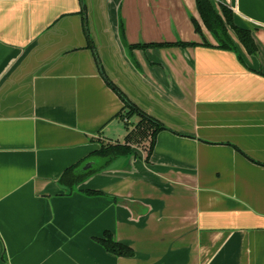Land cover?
Masks as SVG:
<instances>
[{
  "label": "crops",
  "instance_id": "obj_1",
  "mask_svg": "<svg viewBox=\"0 0 264 264\" xmlns=\"http://www.w3.org/2000/svg\"><path fill=\"white\" fill-rule=\"evenodd\" d=\"M210 1L257 55L196 0H0V264H264V0ZM109 144L134 153L60 184Z\"/></svg>",
  "mask_w": 264,
  "mask_h": 264
},
{
  "label": "trees",
  "instance_id": "obj_2",
  "mask_svg": "<svg viewBox=\"0 0 264 264\" xmlns=\"http://www.w3.org/2000/svg\"><path fill=\"white\" fill-rule=\"evenodd\" d=\"M198 10L200 13V17L206 29L214 35V37L218 41V45L216 46L222 50H228L232 52H236V46L233 42L229 32L232 30L235 35L237 36L241 45L245 48L249 55H257L259 52L258 46L256 44L255 38L251 31L239 28L234 22V14L231 9L222 5V15H220L212 5L210 0H196ZM193 23L195 25L196 31L203 36L202 29L198 22L193 19ZM176 46L180 47H189V46H196V44L192 43H178L175 44ZM204 46L206 47H213L211 46L206 40H204ZM164 46H174L171 45H164ZM156 47V46H155ZM125 103L126 109L129 110L125 115L122 114L121 117L130 118L136 112L135 107L131 105V103L121 94L119 93ZM133 107V108H132ZM144 122L140 124V132L146 133L148 131L149 125L150 127H154L156 130H153L152 137L154 138L155 133L158 130H161L163 127H158L156 123L153 122ZM153 123V124H152ZM153 147V142L151 143V148ZM134 153L132 147L130 145H104L102 148L96 152H94L90 157L80 162L79 164L69 168L61 177L60 184L67 188L70 192H73L80 184L85 182L90 177L94 176L95 174L104 171L108 168L110 163L121 157H129ZM86 164H92L88 169L84 170V166ZM97 242L101 244L104 249L109 252L110 254L116 255L118 257H127L131 258L134 257L135 252L130 247L117 242L113 235L109 232H106L102 239H97Z\"/></svg>",
  "mask_w": 264,
  "mask_h": 264
},
{
  "label": "water",
  "instance_id": "obj_3",
  "mask_svg": "<svg viewBox=\"0 0 264 264\" xmlns=\"http://www.w3.org/2000/svg\"><path fill=\"white\" fill-rule=\"evenodd\" d=\"M92 164H88L87 167H90Z\"/></svg>",
  "mask_w": 264,
  "mask_h": 264
}]
</instances>
